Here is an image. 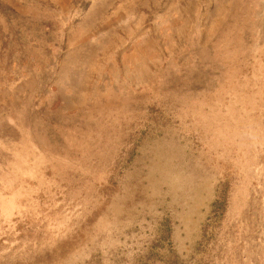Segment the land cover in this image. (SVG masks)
Instances as JSON below:
<instances>
[{
    "label": "rangeland",
    "instance_id": "rangeland-1",
    "mask_svg": "<svg viewBox=\"0 0 264 264\" xmlns=\"http://www.w3.org/2000/svg\"><path fill=\"white\" fill-rule=\"evenodd\" d=\"M0 264H264V0H0Z\"/></svg>",
    "mask_w": 264,
    "mask_h": 264
}]
</instances>
